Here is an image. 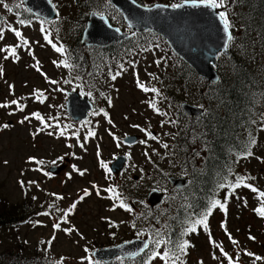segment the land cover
I'll return each mask as SVG.
<instances>
[{"label":"rangeland","instance_id":"1","mask_svg":"<svg viewBox=\"0 0 264 264\" xmlns=\"http://www.w3.org/2000/svg\"><path fill=\"white\" fill-rule=\"evenodd\" d=\"M51 1L58 16L46 23L35 19L19 23L24 20L22 11H27L22 0H3L0 4V105H6L0 107V199L18 209L32 201L42 214L33 219L30 228L1 230L0 251L27 240L31 250L39 243L40 254L50 255L58 264H97L92 257L94 250L147 237L148 232L140 225L144 211L151 208L147 202L151 191L164 194L162 203L152 209L164 214L174 210L175 187L168 182L169 176L166 181L161 177V171L172 170L170 176L187 177L178 172V164H198L205 146L196 140L191 145L185 141L184 158L169 152L165 134L171 133L173 126L167 118L178 113L185 95L180 85H171L167 80L177 56L162 38L149 41L148 48L134 39L133 47L119 48L120 55L112 57L89 47L87 59L98 70L82 68L77 72L65 58L66 47L72 54L79 42L85 23L79 34L80 24L89 14L85 5H96L95 11L122 32L132 31L107 0ZM182 1L141 3L171 6ZM230 4L222 7L224 11ZM10 29L19 31L21 37ZM13 48L14 56L10 53ZM223 64L219 59L217 68ZM138 81L148 91L138 87ZM197 91L198 87H190L186 101L195 104L192 98ZM70 92H78L94 104V112L86 119L74 121L66 112ZM167 96H177L181 101L172 104ZM13 100L17 104H12ZM262 121L258 118L255 122L257 141L252 154L235 163L236 176L226 182L228 187L221 191V199L216 198L223 201L224 209L212 208L207 228L197 224L195 231L186 230V261L181 259L182 264H229L230 260L231 264H252L256 257L264 261V216L255 211L262 207L259 191H264ZM148 133L156 139H149ZM131 135L137 141L124 144L126 136ZM119 155L127 162L120 173L113 174L109 166ZM53 167L58 169L55 174L47 171ZM237 182L239 187H235ZM85 190L88 195H84ZM157 240L153 253L160 255L152 253L147 264H168L170 259H161L165 244L157 247Z\"/></svg>","mask_w":264,"mask_h":264},{"label":"trees","instance_id":"2","mask_svg":"<svg viewBox=\"0 0 264 264\" xmlns=\"http://www.w3.org/2000/svg\"><path fill=\"white\" fill-rule=\"evenodd\" d=\"M136 1L142 4V0ZM229 1L231 2L229 10L236 15L231 16L228 9L225 12L234 32L229 43V57L221 58L224 64L218 65L219 82L210 84L199 79L178 58L175 60V69L167 75L169 83L180 85L185 101L189 100L188 89L198 87L197 95L193 96L192 102L201 105L205 110L198 118L187 117L179 109L173 118L168 116L167 121L173 126L172 132L165 134L169 152L177 154L178 158H184L187 147L182 145L185 141L187 143L189 141L191 145L193 140H196L205 146L201 154L202 161L198 164L191 161L178 164V172L187 175L188 184L181 189L173 188L176 203L171 213L164 214L163 211L157 212L156 209L149 207L144 211L143 224L140 227L148 232L147 236L150 237L151 245L148 251L134 260L117 258L108 264H147L157 239L165 244L166 249H172L179 256L180 263L181 259L185 260V252H180L179 246L186 242V230L195 227L197 225L195 221L202 219L212 202L220 198L226 182L232 176H236L235 163L248 157L247 153L251 152V148L256 144L255 122L258 118L264 119V113H259L260 110L264 112V0H225V4ZM84 8L90 13L96 10V5L88 4ZM22 15L24 21L39 20L27 11H22ZM87 16L88 14L83 17L79 34ZM134 39L137 43L140 41V46L143 44L144 48L151 47L149 41L160 40L158 36L144 32L135 34L127 42L91 50L96 53L101 51L107 57L118 56L120 55L118 49L126 45L129 47ZM73 47L72 54L66 47L65 56L72 68L77 72L82 68L98 70L97 67H93V61L87 59L89 48H82L79 42ZM127 47L123 50H127ZM93 57L97 59L96 56ZM167 99L172 104L181 101L177 96L176 98L167 96ZM252 140H255V143H251ZM166 170L161 171V177L165 181L173 174L172 170L171 172ZM3 201L4 199H0V231L22 226L30 228L34 225V220L42 216L39 206L35 204L33 206L32 201L27 204L28 206L26 203L24 206H18L19 209L15 208L14 204ZM37 226L40 227V224ZM20 242L21 244L14 243L16 245L14 248L0 251V264H58L50 255L40 254L39 243L31 250L29 247L32 244L27 240ZM179 260L176 264H179ZM251 263L264 264V261L259 262L254 258ZM168 264H172V261H168Z\"/></svg>","mask_w":264,"mask_h":264},{"label":"water","instance_id":"3","mask_svg":"<svg viewBox=\"0 0 264 264\" xmlns=\"http://www.w3.org/2000/svg\"><path fill=\"white\" fill-rule=\"evenodd\" d=\"M120 13L125 24L132 32H150L160 36L171 51L187 65L195 75L210 84L219 81L215 64L220 54L229 57L227 36H232L231 30L225 33L223 22L218 13L220 10L204 6H192L185 1L179 8L157 3L145 6L135 0H107ZM22 5L32 15L44 22L55 20L58 16L51 0H22ZM130 34L122 32L111 25L105 15L91 11L81 33L82 47L105 48L112 44L124 42ZM69 100L65 103L66 112L74 120H84L93 110L89 98L80 96L78 92L67 94ZM180 109L188 117L198 118L203 110L187 102L180 104ZM137 141L136 136H126L123 142L132 145ZM126 158L118 156L110 165V171L118 174L123 169ZM58 171L53 167L49 172ZM168 182L175 188L186 186L187 179L183 177H168ZM164 195L153 190L149 193L147 202L150 207L162 203ZM148 247L145 248L144 245ZM150 246L147 237L133 239L117 245L93 251L96 261L109 263L116 258L135 259L143 254Z\"/></svg>","mask_w":264,"mask_h":264},{"label":"snow or ice","instance_id":"4","mask_svg":"<svg viewBox=\"0 0 264 264\" xmlns=\"http://www.w3.org/2000/svg\"><path fill=\"white\" fill-rule=\"evenodd\" d=\"M185 3H189L191 4L192 6H204V7H210L212 9H219V8H222L225 6V0H185ZM0 4H3V0H0ZM8 11H12L11 8L8 7L7 4H4L3 5ZM183 5L181 4H173L171 5L172 8H179V7H182ZM220 19L222 20L223 22V26H224V31L225 33H228L229 32V27H230V24H229V21L227 19V15H226V12L224 11H221L218 13ZM2 19V18H0ZM19 23L21 24H24L25 21L24 20H20ZM12 31L15 32V35L19 38L21 37V33L17 30H14V29H10ZM43 30V29H42ZM3 38V30L0 29V39ZM47 39V37H45ZM232 39V36L229 34L227 36V40H231ZM28 42L25 40L24 41V44H27ZM3 49H0V51H2ZM57 51H61L60 48H57L56 49ZM10 53L14 56L15 55V49H11L10 50ZM66 67H68L69 65L65 64ZM117 75H119V73H117ZM116 76H113L112 79H115ZM52 83H55V81H52ZM138 84V87H141L143 88L145 91H148L147 88H144V86L142 84L139 83V81L137 82ZM152 91H156L155 89H152ZM88 95H91V93H88ZM12 104H17V101L13 100L11 102ZM110 103V102H109ZM6 105H0V107H5ZM152 107H154V104L153 105H150ZM37 119L41 120V122L43 123V119L39 116V114L37 113H34L33 114ZM105 116H107V113H105ZM25 119H28L27 117H25ZM111 122V121H109ZM7 127V125L5 126ZM45 127H48V125H45ZM134 127H138V126H135ZM146 131V130H144ZM51 134V133H49ZM64 133L61 132V135H63ZM90 135H94V133H90ZM148 136H149V139H156V137L152 136L151 133H148ZM86 139V138H85ZM143 143V141H142ZM251 143H255V140H252ZM119 146V145H117ZM164 147H167V145H163ZM252 153L249 151L247 153V155H251ZM81 175H83V172L80 173ZM224 185H221V187H223ZM240 186V182H237V184L235 185V187H239ZM246 187H248V185H245ZM253 192H257L258 190L256 188H252L251 189ZM84 195H88V192L87 190H85V193ZM259 197L262 198L261 200V204H262V207L256 209L255 211L258 212V214H260L261 216H264V191H259ZM81 199H83V197H81ZM220 206V208L223 210L224 209V204H221L220 201H213L212 204H211V207L208 209V212L205 213L204 217L202 219H199L197 221H195V224H203L205 226V228H207V216L211 214V209L212 208H215L217 206ZM72 207L74 208L75 207V204L72 205ZM129 211L131 209H128ZM47 213H45L46 215ZM54 228H59V224H54L53 225ZM189 231H195V227L193 226L192 228L189 229ZM231 239V237H229ZM251 238V237H250ZM234 244L237 243L236 241H232ZM162 243V241L160 240H157L156 241V246L159 247V245ZM145 248L148 247L147 244L144 245ZM187 247V243L185 242V244L183 245H180L179 246V250L180 252H183L184 251V248ZM225 256L227 255V253H223ZM153 255H160L159 253H153ZM249 255H251V253H249ZM161 259H170L172 261V264H176V261L179 260V256L172 250V249H166L162 256H161ZM256 259H261L260 257H256ZM182 264V262H181ZM229 264H231V260L229 262Z\"/></svg>","mask_w":264,"mask_h":264},{"label":"flooded vegetation","instance_id":"5","mask_svg":"<svg viewBox=\"0 0 264 264\" xmlns=\"http://www.w3.org/2000/svg\"><path fill=\"white\" fill-rule=\"evenodd\" d=\"M126 46H128V45H126ZM131 47H133V46L131 45Z\"/></svg>","mask_w":264,"mask_h":264}]
</instances>
